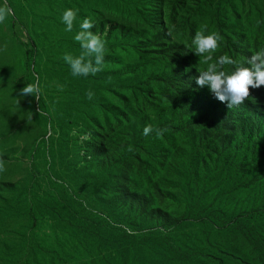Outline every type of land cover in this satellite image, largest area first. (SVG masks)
Returning a JSON list of instances; mask_svg holds the SVG:
<instances>
[{"label":"rangeland","instance_id":"obj_1","mask_svg":"<svg viewBox=\"0 0 264 264\" xmlns=\"http://www.w3.org/2000/svg\"><path fill=\"white\" fill-rule=\"evenodd\" d=\"M10 1L14 15L0 24V46L7 45L0 52V154L7 162V171L0 173V264H137L132 250L112 247L116 242L131 247L138 243L130 244L120 230L163 234L190 253L208 255L213 238L204 246L206 233L185 218L193 208L198 212V202H219L201 178L211 174L225 147L213 134V115L165 133L162 139L143 131L147 125H158L157 119L164 123L172 110L184 108L179 79L170 75L174 61L192 59L197 71L207 69L203 56H196L187 42L182 17L196 15L194 35L207 25L206 34L223 37L213 54L215 62L221 52L231 56L245 46L264 49V28L252 17L259 0H225L220 19L199 8L203 0ZM70 8L79 9V14L73 31L66 32L61 18ZM148 10H153L151 27L143 21ZM86 17L95 22L92 31L106 41L105 67L96 76L74 77L62 57L80 54L74 36ZM138 27H146L153 39L138 33ZM170 42L178 45L169 49ZM145 46L149 50L139 48ZM33 47L39 68L34 83L41 88L39 101L35 98L38 115L18 96L26 84L25 52ZM163 49L160 54L147 53ZM161 54L170 55L157 63ZM138 64L146 72L147 89H122L119 80L132 76ZM171 85L174 89L168 88ZM203 88L212 100V93ZM89 89L95 93L92 100L86 97ZM224 130L222 136L233 141L229 126ZM135 133L145 138L140 145L131 141ZM129 145L135 151L128 152ZM193 150L196 181L187 173L186 157ZM12 189L20 190L31 207L25 216L3 212L4 204L13 200ZM182 220L186 221L176 230L174 225Z\"/></svg>","mask_w":264,"mask_h":264},{"label":"trees","instance_id":"obj_2","mask_svg":"<svg viewBox=\"0 0 264 264\" xmlns=\"http://www.w3.org/2000/svg\"><path fill=\"white\" fill-rule=\"evenodd\" d=\"M224 1L203 0L199 4V8L209 11L212 18L220 19V15L226 12ZM8 4L12 7L10 0H8ZM256 8L257 14L252 17H256L257 26L263 29L264 0H259ZM195 16V14H185L182 17V30L188 33L187 42L189 44H192L194 37L192 20ZM152 20H154L153 10H148L144 14L143 21L146 22L147 27H151L150 22ZM227 21L225 19V22ZM188 27H190L189 30ZM10 28H14V20L10 22ZM144 28L138 27V33L147 34V37L153 39V35ZM161 33V30L155 32L154 39H160ZM29 42L32 44L31 40ZM170 44L166 46L169 49H173L178 45L175 42H170ZM139 48L149 50L147 46ZM162 51L164 49L156 50V52L148 51L147 53L149 55L151 53L160 54ZM257 51L246 49L245 46L241 50L232 52L229 57L236 60L238 64L247 67V59ZM161 55L156 58L157 63L161 59L166 60L170 54ZM219 57L218 54L217 58ZM36 58H38V52L35 47L25 52L24 79L26 84L34 83L36 75L39 73V68L35 64ZM173 66L176 67L171 68V79H179L178 97L182 98L181 105L184 108L181 110L174 109L179 111L177 115L172 110V114L165 118L164 123L156 118V123L159 124L155 127H167L171 132L182 128L187 129L188 126L196 122H204L213 115V120L210 121L213 134L217 141L222 139L223 146H225H222L223 148L218 155L214 168L210 169L211 174L204 173L201 176L204 179L202 184L207 188L210 185L208 189L210 192L213 191V197L217 202L219 201L218 205L211 206L198 202L201 206L197 210L198 212H195L196 210L193 208L191 212H188L190 217L185 218L196 221L202 231L206 233V237H203L206 242L204 246H210V239L213 238V251L209 253L202 246V249L209 253L208 255L190 253L180 246L172 244L170 239L163 234L133 233L138 230L129 233L120 230V233L129 239L130 244L138 241L136 246L131 247L116 242L112 247L118 252L132 250L137 264H264V86L258 89L250 88L248 101L239 107L229 109L226 103L220 102L213 94L211 100L205 89L196 84L199 72L196 63H193L192 59L191 62L188 60L184 62L174 61ZM223 70L231 74L234 71V66L225 65ZM145 76L146 72H144L143 66L138 64L132 76L119 80L121 88L128 89L133 93H140L148 87V80ZM168 88L174 89L173 85ZM22 98L27 109L33 115H38V102L35 101V97ZM228 126L230 133L234 140L237 139V142H234V140L228 141L227 137L222 136V131L227 133L224 129ZM144 139L142 134L135 133L131 141L135 145H140ZM186 158L189 163L188 176L191 181H196L195 177L198 176V172L195 166L191 164L196 159V151L188 152ZM10 192L13 200L4 204L3 212L18 216L28 214L31 207L23 199L20 190L12 189ZM232 201H236L234 206L230 205ZM23 211L25 212L23 213ZM185 221L177 222L174 228L176 230L181 228ZM154 253L159 257L157 261L152 256ZM0 255L3 256L1 250Z\"/></svg>","mask_w":264,"mask_h":264},{"label":"clouds","instance_id":"obj_3","mask_svg":"<svg viewBox=\"0 0 264 264\" xmlns=\"http://www.w3.org/2000/svg\"><path fill=\"white\" fill-rule=\"evenodd\" d=\"M79 9H67L62 14V23L66 26V32H72L74 22L77 20ZM14 15V10L7 4V0L0 3V24H3L9 17ZM95 27V22L91 17H86L79 25V31L74 36V40L80 45V54L74 56L70 53L63 55V60L69 65L71 74L74 77L96 76L104 71L105 55L107 52L106 41L95 34L92 29ZM207 25H202L198 29L192 39L194 46V54L198 57L203 56L204 63L207 69L198 71L199 75L196 78V84L203 88L207 87L209 91L222 103H226L229 109L239 107L246 103L250 97V88L258 89L264 86V49L253 53L247 59V67L240 65L236 60L228 55L220 56L215 62L213 54L219 47L218 42L223 40V37L218 32L206 34ZM7 50V45L0 46V52ZM225 65L234 66V71L231 74L226 73L223 68ZM63 91V86H58ZM41 88L38 83H28L25 87L19 89V97L33 96L38 101L40 98ZM88 100L95 97V93L89 89L86 93ZM17 103H19L18 99ZM31 118V117H30ZM170 131L169 128L153 127L147 125L144 128L143 134L148 136L154 134L156 138L162 139L164 134ZM128 152H133L135 149L132 145L127 148ZM7 162L0 154V173L7 171Z\"/></svg>","mask_w":264,"mask_h":264}]
</instances>
